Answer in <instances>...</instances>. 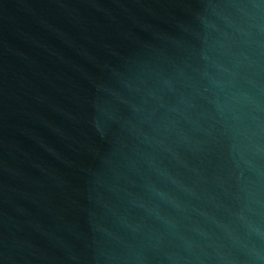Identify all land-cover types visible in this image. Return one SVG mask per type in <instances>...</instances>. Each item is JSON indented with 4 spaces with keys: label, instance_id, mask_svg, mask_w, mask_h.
<instances>
[{
    "label": "water",
    "instance_id": "95a60500",
    "mask_svg": "<svg viewBox=\"0 0 264 264\" xmlns=\"http://www.w3.org/2000/svg\"><path fill=\"white\" fill-rule=\"evenodd\" d=\"M0 264H264V0H0Z\"/></svg>",
    "mask_w": 264,
    "mask_h": 264
}]
</instances>
